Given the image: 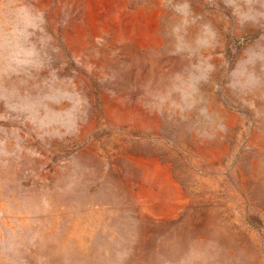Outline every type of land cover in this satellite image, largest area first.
Returning a JSON list of instances; mask_svg holds the SVG:
<instances>
[{"label":"rangeland","instance_id":"1","mask_svg":"<svg viewBox=\"0 0 264 264\" xmlns=\"http://www.w3.org/2000/svg\"><path fill=\"white\" fill-rule=\"evenodd\" d=\"M256 0H0V264H264Z\"/></svg>","mask_w":264,"mask_h":264},{"label":"crops","instance_id":"2","mask_svg":"<svg viewBox=\"0 0 264 264\" xmlns=\"http://www.w3.org/2000/svg\"><path fill=\"white\" fill-rule=\"evenodd\" d=\"M261 4H254L252 7L248 8L246 5L241 4L240 16H250L251 21L257 26L259 22L264 19V0H256ZM243 77L246 79H251L253 76H261L264 71H240Z\"/></svg>","mask_w":264,"mask_h":264}]
</instances>
